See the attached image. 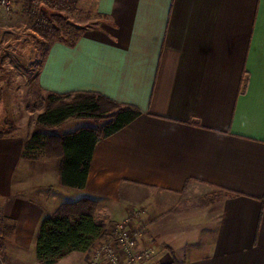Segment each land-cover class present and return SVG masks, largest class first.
Returning <instances> with one entry per match:
<instances>
[{"label": "crops", "instance_id": "obj_1", "mask_svg": "<svg viewBox=\"0 0 264 264\" xmlns=\"http://www.w3.org/2000/svg\"><path fill=\"white\" fill-rule=\"evenodd\" d=\"M98 10L74 46L51 44L38 84L142 114L96 144L81 189L61 184L59 157H22L33 132L0 137L1 256L43 264V219L91 197L105 227L141 210L157 245L146 264H264V0H98ZM85 120L50 131L96 127ZM203 185L234 194L202 207L178 198Z\"/></svg>", "mask_w": 264, "mask_h": 264}, {"label": "trees", "instance_id": "obj_2", "mask_svg": "<svg viewBox=\"0 0 264 264\" xmlns=\"http://www.w3.org/2000/svg\"><path fill=\"white\" fill-rule=\"evenodd\" d=\"M71 2L72 0H26L37 30L42 33L43 38L49 39L43 60L54 41L59 40L74 46L86 29L74 25L66 29L63 11H66V5ZM101 17L98 11V18ZM2 76L4 75L1 73L0 81ZM39 90L45 91L47 98L46 109L38 115L37 120L48 131L34 132L25 144L22 157H59L61 184L84 188L96 144L124 128L142 112L134 105L119 103L96 91L58 93L41 87ZM72 118L93 120L97 126L82 127L64 135L49 131ZM101 121H104L102 125L99 124ZM5 135L8 134L0 129V137ZM233 194L226 189L217 188V191L211 194L210 200ZM97 206L96 199L85 197L62 203L52 215L46 216L37 238V258L43 264H52L73 252L89 251L105 233V224L95 219Z\"/></svg>", "mask_w": 264, "mask_h": 264}, {"label": "rangeland", "instance_id": "obj_3", "mask_svg": "<svg viewBox=\"0 0 264 264\" xmlns=\"http://www.w3.org/2000/svg\"><path fill=\"white\" fill-rule=\"evenodd\" d=\"M98 11V0H72L63 11L66 29L73 25L82 28L99 25ZM48 43L49 39L43 38L37 30L26 0H16L11 11L0 14V74L4 75L0 81V129L9 135L48 131L37 120L46 109L47 95L39 90L37 76ZM85 121L97 126L93 120ZM103 123L99 122L100 125ZM216 191L203 185L186 189L178 198L190 207H202L211 203V194ZM90 252L86 251L82 264ZM62 261L58 264H63Z\"/></svg>", "mask_w": 264, "mask_h": 264}, {"label": "built area", "instance_id": "obj_4", "mask_svg": "<svg viewBox=\"0 0 264 264\" xmlns=\"http://www.w3.org/2000/svg\"><path fill=\"white\" fill-rule=\"evenodd\" d=\"M15 1L0 0V14L11 11ZM140 217L141 210L133 208L122 220L106 226L103 237L90 248L84 264H146L157 245L144 238L147 226ZM2 222L0 209V225ZM0 264H7L1 253Z\"/></svg>", "mask_w": 264, "mask_h": 264}]
</instances>
